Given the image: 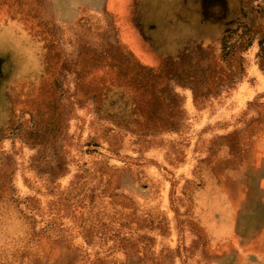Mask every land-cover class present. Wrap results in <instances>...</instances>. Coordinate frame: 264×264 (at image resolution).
Segmentation results:
<instances>
[{"label":"rangeland","instance_id":"rangeland-1","mask_svg":"<svg viewBox=\"0 0 264 264\" xmlns=\"http://www.w3.org/2000/svg\"><path fill=\"white\" fill-rule=\"evenodd\" d=\"M184 45L152 129L78 93ZM263 162L264 0H0V264H264Z\"/></svg>","mask_w":264,"mask_h":264},{"label":"trees","instance_id":"trees-1","mask_svg":"<svg viewBox=\"0 0 264 264\" xmlns=\"http://www.w3.org/2000/svg\"><path fill=\"white\" fill-rule=\"evenodd\" d=\"M211 47H204L203 45H197L195 50L199 52V54H206L209 51H211ZM190 47H186L182 52L177 54L175 57L166 58L165 59V65L161 67H167L168 69L161 72L160 67L155 66H149L146 64H143L141 62H134L131 59H113L114 61H111L114 66H117L119 68L118 73H113L110 75V73H105L104 70L100 69V66H98L99 71L89 70L84 71L79 74V89L78 93L85 94L88 92H93L94 96L96 98H99L101 100L99 104L96 106V111L100 114H107V116L111 115L113 117H116L115 119L119 120V123H122L123 125L130 126L137 130L142 129H152L154 124L149 120V113L150 112H163L166 106L165 97L162 96L165 89H167V78L169 79L170 75H186L189 72V69L191 68H183L180 66L181 62L187 63L190 65V60L186 56L187 53H189ZM215 64V65H214ZM214 64H211L212 67H216L218 64L214 62ZM179 66V67H178ZM137 67L140 72V77H136V75L139 74V72L135 73L134 75H130L131 71ZM125 69H128L126 71H123ZM130 70V71H129ZM120 76H130L129 78V85L130 90L122 88L119 92L116 90H113V87L116 86L117 80H119ZM109 76H111L109 78ZM92 80L93 86L90 89L84 88L83 83L85 80ZM108 79V84H105L104 81ZM121 85V84H118ZM112 87V88H111ZM158 89V90H157ZM127 91L131 97H133L132 104L130 105L131 111L130 112H122L121 111H111L107 108L106 104L103 102V99L105 101L106 96L109 94V92L112 93H118L122 94L123 96H127ZM133 92V94H132ZM174 102L178 103V100L181 101V97L179 94H174ZM132 115H135V118L132 117ZM162 120V119H160ZM158 121L159 124H162L163 121ZM164 123V122H163ZM111 129L108 130V134L110 135L109 138H112L115 136V132L118 131V129L110 127Z\"/></svg>","mask_w":264,"mask_h":264},{"label":"crops","instance_id":"crops-1","mask_svg":"<svg viewBox=\"0 0 264 264\" xmlns=\"http://www.w3.org/2000/svg\"><path fill=\"white\" fill-rule=\"evenodd\" d=\"M185 47V45L177 52V53H179L183 48ZM176 53V54H177ZM151 59V58H150ZM153 60V59H152ZM264 163V162H263ZM263 171H264V166H263Z\"/></svg>","mask_w":264,"mask_h":264}]
</instances>
